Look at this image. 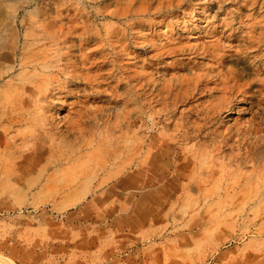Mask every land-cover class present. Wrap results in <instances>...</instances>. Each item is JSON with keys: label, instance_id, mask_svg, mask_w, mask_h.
Instances as JSON below:
<instances>
[{"label": "rangeland", "instance_id": "obj_1", "mask_svg": "<svg viewBox=\"0 0 264 264\" xmlns=\"http://www.w3.org/2000/svg\"><path fill=\"white\" fill-rule=\"evenodd\" d=\"M0 28V242L54 209L101 230L88 264H264V0H0Z\"/></svg>", "mask_w": 264, "mask_h": 264}, {"label": "crops", "instance_id": "obj_2", "mask_svg": "<svg viewBox=\"0 0 264 264\" xmlns=\"http://www.w3.org/2000/svg\"><path fill=\"white\" fill-rule=\"evenodd\" d=\"M55 211L51 210L52 213ZM49 212L34 220L15 219L13 228L8 229L0 242V255L8 257L14 264H88L96 261L101 230L93 228L94 233L84 239L76 228L73 235L59 234V222L48 220ZM116 227L120 231L118 225ZM116 231L114 228L111 233ZM103 249L102 246L100 250Z\"/></svg>", "mask_w": 264, "mask_h": 264}, {"label": "bare ground", "instance_id": "obj_3", "mask_svg": "<svg viewBox=\"0 0 264 264\" xmlns=\"http://www.w3.org/2000/svg\"><path fill=\"white\" fill-rule=\"evenodd\" d=\"M26 4H27V3H26ZM16 5H17V4H16ZM2 18H3V17H2ZM0 29H1V28H0ZM7 31H8V30H7ZM5 33H6V32H5ZM17 33H18V31H17ZM27 35H28V34H27ZM0 36H1V34H0ZM12 37H13V36H12ZM20 37H21V36H20ZM20 37H19V39H20ZM46 41H47V40H46ZM48 41H49V40H48ZM5 42H6V41H5ZM12 44H13V43H12ZM9 45H10V44H9ZM13 45H14V44H13ZM23 47H24V46H23ZM9 48H10V47H9ZM13 48H14V46H13ZM38 48H39V47H38ZM16 51H17V50H16ZM72 51H73V50H72ZM72 51H71V52H72ZM0 52H2V51H0ZM19 52H20V51H19ZM31 54H32V53H31ZM52 55H53V54H52ZM19 57H20V56H19ZM38 57H39V56H38ZM4 58H5V55H4ZM4 58H3V59H4ZM12 59H13V58H12ZM23 59H24V58H23ZM70 59H71V58H70ZM83 59H84V58H83ZM5 60H6V58H5ZM62 60H63V59H62ZM68 60H69V59H68ZM75 60H76V59H75ZM21 61H22V60H21ZM3 63H4V62H3ZM21 64H22V63H21ZM21 64H20V65H21ZM9 65H10V64H9ZM15 66H16V65H15ZM18 66H19V65H18ZM18 66H17V68H18ZM32 66H33V65H32ZM38 67H39V66H38ZM10 68H11V67H10ZM19 68H20V66H19ZM30 68H32V67H30ZM3 69H4V68H3ZM38 69H39V68H38ZM51 69H52V68H51ZM1 70H2V68H1ZM8 70H10V69H8ZM20 70H21V69H20ZM11 71H12V70H11ZM5 72H6V71H5ZM13 73H15V72H13ZM5 74H6V73H5ZM19 74H21V73H19ZM3 75H4V74H3ZM12 75H13V74H12ZM22 75H23V74H22ZM26 76H27V75H26ZM29 76H30V75H29ZM0 77H1V76H0ZM3 77H4V76H3ZM5 77H6V76H5ZM5 77H4V78H5ZM11 77H12V76H11ZM34 77H35V76H34ZM67 77H68V76H67ZM1 78H2V77H1ZM24 78H25V77H24ZM24 78H23V79H24ZM15 79H16V78H15ZM33 79H34V78H33ZM36 79H37V78H36ZM34 80H35V79H34ZM85 80H86V79H85ZM27 81H28V80H27ZM81 81H82V80H81ZM29 82H30V81H29ZM35 82H36V81H35ZM76 82H77V81H76ZM12 84H13V83H12ZM26 85H27V84H26ZM28 85H29V84H28ZM8 86H9V85H8ZM13 86H14V85H13ZM13 86H12V87H13ZM10 88H11V87H10ZM17 88H19V87H17ZM9 91H11V90H9ZM51 91H52V90H51ZM5 94H6V93H5ZM9 94H10V93H9ZM15 94H16V93H15ZM46 94H47V93H46ZM0 97H1V96H0ZM34 97H35V96H34ZM21 98H22V97H21ZM37 98H38V97H37ZM47 100H48V99H47ZM24 101H25V100H24ZM12 103H14V102H12ZM15 104H16V103H15ZM2 105H3V104H2ZM38 105H39V104H38ZM40 105L42 106L41 102H40ZM40 105H39V106H40ZM14 106H15V105H14ZM22 106H23V105H22ZM41 106H40V107H41ZM2 107H3V106H2ZM3 108H4V107H3ZM6 108H7V107H6ZM15 108H16V107H15ZM20 108H21V107H20ZM25 109H26V108H25ZM34 110H35V109H34ZM9 112H10V111H9ZM35 112H36V111H35ZM38 112H39V111H38ZM2 113H3V112H2ZM6 113H7V112H6ZM21 113H22V112H21ZM40 113H41V112H40ZM40 113H39V114H40ZM16 114H17V112H16ZM22 115H23V114H22ZM27 115H28V114H27ZM46 115H47V114H46ZM46 115H45V116H46ZM1 116H2V115H1ZM6 117H7V116H6ZM25 117H26V116H25ZM28 117H29V116H28ZM28 117H27V118H28ZM10 119H11V118H10ZM1 120H2V119H1ZM5 120H6V119H5ZM16 121H18V120H16ZM21 121H22V119H21ZM12 122H13V121H12ZM20 123H21V122H20ZM165 123H166V122H165ZM11 124H12V123H11ZM23 124H24V123H23ZM0 125H1V124H0ZM15 125H16V124H15ZM177 126H178V125H177ZM177 128H178V127H177ZM257 133H258V132H257ZM51 134H52V133H51ZM150 134H151V133H150ZM199 135H200V134H199ZM201 136H202V135H201ZM143 138H144V137H143ZM182 138H183V137H182ZM178 139H179V137H178ZM139 141H140V140H139ZM139 143H140V142H139ZM169 143H170V142H169ZM162 146H163V145H162ZM168 146H169V145H168ZM28 147H29V146H28ZM135 147H136V146H135ZM143 148H144V147H143ZM162 148H163V147H162ZM164 148H165V147H164ZM137 150H138V149H137ZM142 151H143V150H142ZM161 156H162V155H161ZM136 157H138V156L136 155ZM137 159H138V158H137ZM139 159H140V158H139ZM175 173H176V172H175ZM177 173H179V172H177ZM180 173H181V172H180ZM182 174H183V173H182ZM182 176H183V175H182ZM0 260H1L2 263H4V264H9V262H10V261H8V260L5 259V258H0ZM0 263H1V262H0ZM2 263H1V264H2ZM10 263H11V262H10Z\"/></svg>", "mask_w": 264, "mask_h": 264}]
</instances>
